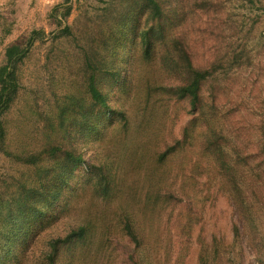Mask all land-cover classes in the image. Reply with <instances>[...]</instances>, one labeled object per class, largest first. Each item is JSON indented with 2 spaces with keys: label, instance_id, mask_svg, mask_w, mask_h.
Masks as SVG:
<instances>
[{
  "label": "rangeland",
  "instance_id": "1",
  "mask_svg": "<svg viewBox=\"0 0 264 264\" xmlns=\"http://www.w3.org/2000/svg\"><path fill=\"white\" fill-rule=\"evenodd\" d=\"M155 1L0 0V264H264V0Z\"/></svg>",
  "mask_w": 264,
  "mask_h": 264
},
{
  "label": "trees",
  "instance_id": "2",
  "mask_svg": "<svg viewBox=\"0 0 264 264\" xmlns=\"http://www.w3.org/2000/svg\"><path fill=\"white\" fill-rule=\"evenodd\" d=\"M147 1H148V6H152L154 10L159 9V6L155 0H147ZM38 33L39 32H34L25 46L13 45L6 49V54H5L6 59L4 64L1 65L0 67V141L4 136L2 116L9 109L11 103L14 101L19 91V81H18L17 71L19 69V66L23 63L24 59L27 57L30 47L33 45L36 39V35H38ZM198 85H199V81L197 80L189 88L190 93L193 96V100L196 102L199 99L198 89H197ZM89 91L92 95V98L95 101H97L102 105H106V100L104 96L99 92L98 88L94 84V81H91Z\"/></svg>",
  "mask_w": 264,
  "mask_h": 264
}]
</instances>
